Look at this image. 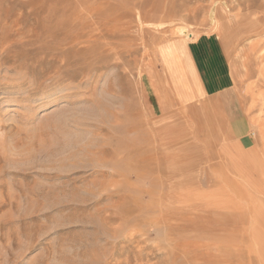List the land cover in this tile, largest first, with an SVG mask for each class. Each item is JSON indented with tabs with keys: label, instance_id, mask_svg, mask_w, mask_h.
Returning a JSON list of instances; mask_svg holds the SVG:
<instances>
[{
	"label": "rangeland",
	"instance_id": "rangeland-1",
	"mask_svg": "<svg viewBox=\"0 0 264 264\" xmlns=\"http://www.w3.org/2000/svg\"><path fill=\"white\" fill-rule=\"evenodd\" d=\"M262 135L264 0H0V264H264Z\"/></svg>",
	"mask_w": 264,
	"mask_h": 264
},
{
	"label": "bare ground",
	"instance_id": "bare-ground-1",
	"mask_svg": "<svg viewBox=\"0 0 264 264\" xmlns=\"http://www.w3.org/2000/svg\"><path fill=\"white\" fill-rule=\"evenodd\" d=\"M162 2H163V0H162ZM157 5V4H156ZM154 7V6H153ZM156 7V6H155ZM147 8V7H146ZM151 8V7H150ZM167 9V8H166ZM106 10V9H105ZM104 10V11H105ZM168 10V9H167ZM88 11V10H87ZM95 11V10H94ZM146 11H147V9H146ZM161 11V10H160ZM160 11H159V13H160ZM172 12V11H171ZM85 13L87 14V12L85 11ZM104 13V12H103ZM105 14V13H104ZM162 14V13H161ZM172 15V13H170V11L169 12H167V14H166V16L168 15ZM177 14V13H176ZM119 15V14H118ZM146 15V14H145ZM150 15V14H149ZM90 16V15H89ZM104 16V15H103ZM110 16V15H109ZM117 16V15H116ZM91 17V16H90ZM105 17H107V16H105ZM122 17V16H121ZM142 17H143V15H142ZM151 17V16H150ZM153 17V16H152ZM92 18V17H91ZM90 18V19H91ZM94 18V17H93ZM116 18V17H115ZM163 18V17H162ZM165 18V17H164ZM167 18H169V17H167ZM113 19V18H112ZM111 19V20H112ZM138 19V18H137ZM144 19V18H143ZM166 19V18H165ZM76 20V19H75ZM86 20V19H85ZM152 20V19H151ZM164 20V19H163ZM211 20H212V18H211ZM214 20V19H213ZM149 21V20H148ZM161 21V20H160ZM107 22V21H106ZM117 22V21H116ZM141 22V21H140ZM80 23V22H79ZM98 23V22H97ZM96 23V24H97ZM110 23V22H109ZM120 23V22H119ZM126 24V23H125ZM153 24H155V23H153ZM161 23H159L158 25H160ZM163 24V23H162ZM168 24V23H167ZM77 25H78V23H77ZM83 25V24H82ZM103 25V24H102ZM179 25V24H178ZM98 26V25H97ZM110 26V25H109ZM121 26V25H120ZM157 26V25H156ZM169 26V25H168ZM167 26V27H168ZM183 26H185V25H183ZM89 27V26H88ZM95 27V26H94ZM115 27H116V24H115ZM153 27V26H152ZM151 27V28H152ZM159 27H162V26H159ZM176 27V26H175ZM48 28V27H47ZM102 28V27H101ZM111 28V27H110ZM109 28V29H110ZM132 28V27H131ZM143 28V27H142ZM150 28V27H149ZM58 29V28H57ZM60 29V28H59ZM62 29V28H61ZM70 29V28H69ZM95 29V28H94ZM108 29V28H107ZM89 30V29H88ZM111 30H113L112 28H111ZM153 30V29H152ZM125 31V30H124ZM131 31V30H130ZM138 31V30H137ZM147 31V30H146ZM153 32V31H152ZM163 32V31H162ZM178 33V34H182V33H186V30L183 28V27H180V28H177L176 27V30L174 29V31H173V33ZM261 32V31H260ZM68 33V32H67ZM99 33H100V31H99ZM188 33V32H187ZM186 33V34H187ZM136 34V33H135ZM140 34V33H139ZM189 34V33H188ZM97 35H99L98 33H97ZM101 35H103L102 33H101ZM109 35H111V34H109ZM259 35V34H258ZM87 36V35H86ZM143 36V35H142ZM172 36V35H171ZM59 37V36H58ZM67 37V36H66ZM96 37V36H95ZM94 37V38H95ZM102 37H104V35L102 36ZM107 37V36H106ZM106 37H104V38H106ZM109 37V36H108ZM108 37L106 38V39H108ZM115 37V36H114ZM135 37V36H134ZM41 38V37H40ZM57 38V37H56ZM98 38H99V36H98ZM199 38V37H198ZM44 39V38H43ZM90 39V38H89ZM100 39V38H99ZM105 39V40H106ZM143 39V38H142ZM209 39V38H208ZM51 40V39H50ZM83 40V39H82ZM84 40H86L85 38H84ZM92 40V39H91ZM102 40V39H101ZM104 40V39H103ZM111 40V39H110ZM115 40V39H114ZM152 40V39H151ZM63 41V40H62ZM93 41V40H92ZM92 41H90V42H92ZM155 41V40H154ZM174 41V40H173ZM250 41V40H249ZM79 42V41H78ZM96 42V41H95ZM50 43V42H49ZM96 43H98V42H96ZM112 43L113 42H111V45H112ZM116 43V42H115ZM164 43V42H163ZM248 43V42H247ZM262 43V42H261ZM44 44H45V42H44ZM58 44H60L59 42H58ZM57 44V45H58ZM63 44V43H62ZM61 44V45H62ZM165 44V43H164ZM167 44V43H166ZM166 44H165V46H166ZM96 45V44H95ZM170 45V44H169ZM242 45H244V44H242ZM69 46V45H68ZM120 46V45H119ZM141 46V45H140ZM139 46V47H140ZM165 46H163V47H165ZM244 47V46H243ZM104 48H106V47H104ZM103 48V49H104ZM138 48V47H137ZM235 48V47H234ZM98 49H99V47H98ZM97 49V50H98ZM120 49V48H119ZM225 49V48H224ZM92 50V49H91ZM101 50V49H100ZM121 50V49H120ZM166 51H169V52H171V56H172V58H173V60H174V62H175V60H177L178 58L175 56V55H173V52L170 50V49H168V48H166L165 49ZM103 51V50H102ZM111 51V50H110ZM162 51V50H161ZM163 52V51H162ZM96 53V52H95ZM101 53V52H100ZM103 53V52H102ZM121 53V52H120ZM143 53V52H142ZM98 54V53H97ZM250 54H251V52H250ZM102 55V54H101ZM108 55V54H107ZM114 55V54H113ZM90 56V55H89ZM161 56V55H160ZM247 56V55H246ZM162 58H166V57H164V54L162 55ZM253 59V58H252ZM80 60V59H79ZM76 61V60H75ZM243 61V60H242ZM164 62V61H163ZM231 63V62H230ZM256 63V62H255ZM176 64L178 65V66H176L177 68H176V70L175 71H177L176 72V74H175V78L173 79L172 78V82H173V84H174V86H175V88H176V90L179 92V98H178V102L182 105V106H184V107H186V106H188L187 104V102H189L190 101V99L192 98V91H191V89L192 88H190V86L188 85V83H187V81H186V78L185 77H181L182 75H178V72H180V70H181V68L179 67V64H178V62L176 61ZM138 65V64H137ZM230 65V64H229ZM251 65V64H250ZM166 66V65H165ZM251 67V66H250ZM98 70V69H97ZM247 70V69H246ZM168 71V70H167ZM182 71V70H181ZM55 76V75H54ZM177 77H180V78H182V79H178L177 80ZM140 82V81H139ZM157 82V81H156ZM24 84V83H23ZM172 86L173 85H171L170 87H171V89H172ZM173 86V87H174ZM158 88H159V86H157ZM166 87V86H165ZM233 87H234V85H233ZM165 89H167V88H165ZM247 90V89H246ZM164 91V90H163ZM140 93V92H139ZM161 93V92H160ZM162 94V93H161ZM164 94V93H163ZM167 94V93H166ZM216 95L215 96H217V93H215ZM168 95V94H167ZM170 95V94H169ZM212 96V95H211ZM210 96V97H211ZM141 103V102H140ZM143 104V103H142ZM220 104H221V102H220ZM219 104V105H220ZM202 105V104H201ZM216 105V104H215ZM218 105V104H217ZM216 105V106H217ZM222 105V104H221ZM220 107V106H219ZM146 108V107H145ZM217 108V107H216ZM221 108V107H220ZM219 108V109H220ZM218 109V108H217ZM146 112V111H145ZM220 112H222V111H220ZM144 113V112H143ZM213 113V112H212ZM218 113V112H217ZM259 113V112H258ZM246 114V113H245ZM215 115V114H214ZM247 115V114H246ZM246 118H248V117H246ZM136 119V118H135ZM145 119V118H144ZM248 120V119H247ZM256 121V120H255ZM263 122V121H262ZM229 124V123H228ZM253 124H255V123H253ZM221 125V124H220ZM219 125V126H220ZM224 125V124H223ZM222 125V127H223V129H224V127L225 126H223ZM226 126H228V125H226ZM230 126V125H229ZM205 127V126H204ZM203 127V128H204ZM219 128H221V127H219ZM218 127H217V129H215V130H220ZM222 129V128H221ZM230 129V128H229ZM134 130V129H133ZM211 130V129H210ZM215 130L213 131L214 132V134H216L218 131H216V133H215ZM227 130H228V128H227ZM238 130H239V128H238ZM256 130V129H255ZM220 132V131H219ZM221 132H222V130H221ZM220 132V133H221ZM257 132V131H256ZM222 133H224V131L222 132ZM239 133V132H238ZM155 134V133H154ZM223 135V134H222ZM221 135V136H222ZM217 136V135H216ZM215 136V137H216ZM264 135H262V137H263ZM214 137V136H213ZM215 137L213 138V139H215ZM218 137H219V135H218ZM221 138V140H222V137H220ZM264 138V137H263ZM158 139V138H157ZM212 140V139H211ZM215 140H217V138L215 139ZM214 140V141H215ZM230 140V139H229ZM163 142V141H162ZM219 142V141H218ZM209 143V142H208ZM213 144H214V142H213ZM212 145V144H211ZM215 147V146H214ZM139 149V148H138ZM141 149V148H140ZM213 149V148H212ZM217 149V148H216ZM218 150V149H217ZM264 150V149H263ZM213 151H215V150H213ZM217 152V151H216ZM219 152V151H218ZM207 153V152H206ZM210 153V152H209ZM222 154V153H221ZM120 156V155H119ZM222 156V155H221ZM167 157H169V156H167ZM224 157V156H223ZM225 159V158H224ZM221 161V160H220ZM232 163V162H231ZM229 164V163H228ZM228 164L226 163L225 164V162H224V169H226V170H228ZM233 164V163H232ZM232 164L230 165V166H232ZM230 169V168H229ZM233 171V170H232ZM229 172V171H228ZM255 194V193H254ZM260 200V199H259ZM262 201H264V200H262ZM261 204V203H260ZM261 212V210H259V209H257V207L255 208V210H254V216H255V220H256V222H259V221H261V219L259 218L260 217V213ZM255 246H256V244H255Z\"/></svg>",
	"mask_w": 264,
	"mask_h": 264
}]
</instances>
